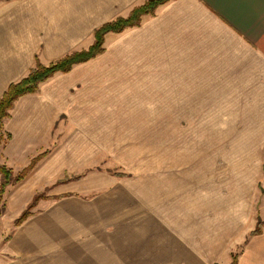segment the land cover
Masks as SVG:
<instances>
[{"label":"crops","instance_id":"1","mask_svg":"<svg viewBox=\"0 0 264 264\" xmlns=\"http://www.w3.org/2000/svg\"><path fill=\"white\" fill-rule=\"evenodd\" d=\"M144 1L0 0V97L35 62L87 49L95 29ZM195 120L201 160L218 180L191 191L188 180L103 172L127 151V121L147 122L151 132L138 135L153 136L157 151L168 135L157 122ZM2 130L0 164L16 172L43 155L7 189L4 216L16 219L65 174L81 178L50 186L52 199L12 228L0 264H230L233 254L264 264V228L249 236L264 218V0L170 1L20 97Z\"/></svg>","mask_w":264,"mask_h":264},{"label":"rangeland","instance_id":"2","mask_svg":"<svg viewBox=\"0 0 264 264\" xmlns=\"http://www.w3.org/2000/svg\"><path fill=\"white\" fill-rule=\"evenodd\" d=\"M148 1L145 0L138 6L144 5ZM142 123L136 121L126 122L127 151L113 154V158H109L108 166L104 163V168H106L103 170L104 173H107L110 177L114 176L126 180H150L153 178L164 180L166 177L169 180H188L191 191H198L196 188L197 185L195 184L197 182L196 180H218L215 177L213 168L204 167L205 162L201 160V155L198 152L199 143L206 138L200 136V125L197 120L173 122L171 125L167 122L166 126L165 122H157V132L160 134L165 132L164 130H167L168 134L167 136H159L157 138V151L149 150L152 147L150 146V142L155 139L153 136L138 135L139 133L144 134L150 131L149 126H145L144 124L147 122ZM130 124L135 128L133 130L135 133L134 136L128 135L130 133L128 125ZM202 132L205 133L206 131L203 130ZM97 170L100 171L99 168L87 169L84 173L96 172ZM55 182L49 184L45 187L46 189L41 191L42 197H49L50 189L52 188L50 186H53ZM115 182L117 183V180ZM115 182L112 184L113 186ZM113 186H111V189L114 188ZM170 188L173 189V186L170 185ZM176 188L179 189V186L177 185ZM258 189L257 197L260 198L263 190L260 186H258ZM35 211L36 208L31 210L32 213ZM258 219L264 221V218ZM14 220L15 218L11 216L2 215L0 217V263L2 262L1 259L5 257L3 244L11 233Z\"/></svg>","mask_w":264,"mask_h":264},{"label":"trees","instance_id":"3","mask_svg":"<svg viewBox=\"0 0 264 264\" xmlns=\"http://www.w3.org/2000/svg\"><path fill=\"white\" fill-rule=\"evenodd\" d=\"M170 1L173 0H149L144 5L134 7L127 17H119L103 24L94 30L93 43L86 50L72 52L60 60L47 65H42L38 61L35 62V65L29 70L27 75L18 82L11 84L0 97V148H3L10 139V135L2 130L3 123L9 119L14 104L20 97L37 93L40 85L55 74L68 73L75 65L85 63L100 55L104 51L105 35L109 33L119 34L127 29L139 27L144 17L153 16L157 8ZM42 157L43 155H38L32 158L25 168L16 172L6 165L0 164V217L4 215L6 210L4 195L7 189L20 183L29 172L32 171ZM80 178L81 175L68 176L65 174L60 180H57L53 186L75 182ZM41 193L42 192L39 191L32 196L24 210L13 221V228L20 226L33 215L34 212L32 213L31 210L36 208L40 201L52 199L50 197H42ZM263 228L264 221L257 218L255 227L252 232H250L249 236L252 237L261 234ZM236 259V254H233L230 264H236Z\"/></svg>","mask_w":264,"mask_h":264}]
</instances>
